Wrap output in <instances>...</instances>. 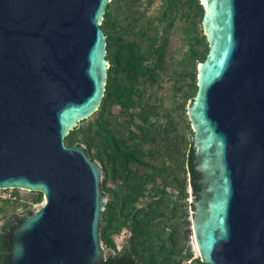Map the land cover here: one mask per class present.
<instances>
[{
	"label": "water",
	"instance_id": "water-1",
	"mask_svg": "<svg viewBox=\"0 0 264 264\" xmlns=\"http://www.w3.org/2000/svg\"><path fill=\"white\" fill-rule=\"evenodd\" d=\"M111 2L0 0V188L45 196L8 233L9 264H106L103 166L65 139L105 96ZM202 3L193 233L205 263L264 264V0Z\"/></svg>",
	"mask_w": 264,
	"mask_h": 264
},
{
	"label": "trees",
	"instance_id": "trees-1",
	"mask_svg": "<svg viewBox=\"0 0 264 264\" xmlns=\"http://www.w3.org/2000/svg\"><path fill=\"white\" fill-rule=\"evenodd\" d=\"M202 0H112L102 29L110 61L97 112L66 137L85 144L103 166L108 202L102 239L106 264H208L196 257L193 200L200 197L188 106L199 90V65L210 53ZM191 188L194 194L191 193ZM0 204V264H9V232L44 202ZM24 208V212L18 210ZM127 231L120 249L116 237Z\"/></svg>",
	"mask_w": 264,
	"mask_h": 264
},
{
	"label": "rangeland",
	"instance_id": "rangeland-1",
	"mask_svg": "<svg viewBox=\"0 0 264 264\" xmlns=\"http://www.w3.org/2000/svg\"><path fill=\"white\" fill-rule=\"evenodd\" d=\"M20 193H21V196H23V198H25V200H28L29 202L32 201V198L34 196L33 192L26 191V190H20ZM42 205H43V202L40 204H36L35 209L37 210V209L41 208ZM18 212H20V213L24 212V208H20L18 210ZM5 222H6L5 218L0 219V228L4 226ZM127 236H128V233L126 232V233H123L121 236H118L116 238V242H117L118 247L120 249L124 246L125 241L127 239ZM106 252H107V255H109L111 252L114 253V251H112L111 249H106Z\"/></svg>",
	"mask_w": 264,
	"mask_h": 264
},
{
	"label": "built area",
	"instance_id": "built-area-1",
	"mask_svg": "<svg viewBox=\"0 0 264 264\" xmlns=\"http://www.w3.org/2000/svg\"><path fill=\"white\" fill-rule=\"evenodd\" d=\"M17 190L18 189L13 188H0V204L4 203L7 200L15 201L17 199V195L15 194ZM126 232L127 231H125L124 233ZM191 245L193 247L194 252L196 253V257H199V252L194 234L192 236Z\"/></svg>",
	"mask_w": 264,
	"mask_h": 264
}]
</instances>
